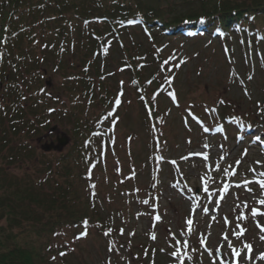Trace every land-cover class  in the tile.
<instances>
[{
  "label": "trees",
  "instance_id": "16d2710c",
  "mask_svg": "<svg viewBox=\"0 0 264 264\" xmlns=\"http://www.w3.org/2000/svg\"><path fill=\"white\" fill-rule=\"evenodd\" d=\"M186 1L192 6L177 11L160 0H0V217L7 225L0 227V234L7 235L0 236V264H64L69 247L90 229L115 241L112 232L104 235L114 228L100 216L93 181L106 160L103 143H110L116 97L125 92V80L108 84L116 75L110 67L114 61L138 96L139 129L159 147L164 121L157 99L174 96L170 69L176 54H163L158 41L193 43L207 34L212 42L221 37L248 45L264 42V0ZM133 30L146 46L134 41ZM47 70L61 72L53 88L70 105L65 113L74 140L60 153L36 151L31 142L50 129L51 103L62 98L47 88ZM222 101L206 104L203 113L212 119L205 125L206 117L195 113L191 103L185 118L200 132L215 133L223 123L236 127V137L255 129L264 135V101L253 110ZM34 157L39 169L31 174L5 168ZM44 184L56 189L43 191ZM14 229L21 230L22 244L11 241Z\"/></svg>",
  "mask_w": 264,
  "mask_h": 264
},
{
  "label": "rangeland",
  "instance_id": "374dc122",
  "mask_svg": "<svg viewBox=\"0 0 264 264\" xmlns=\"http://www.w3.org/2000/svg\"><path fill=\"white\" fill-rule=\"evenodd\" d=\"M160 3L172 4L177 7V11H185L192 6L185 0H160ZM129 34L134 41L147 45L139 31L133 30ZM158 42L162 46L163 54L173 55V50L176 54L174 65L170 69L175 72L172 88L176 98L171 95V98L161 96L157 99L164 121L159 147L154 141L150 142L143 128L139 129L138 121L142 116L140 103L135 91L129 88L127 77L119 71L115 61L110 65L116 70V75L108 84L112 86L116 80H125V92L121 97H116L120 102L112 111L115 123L112 133H108L112 134L110 143H103L106 160L94 171L93 181L98 201L97 209L100 216L113 226L112 235L115 241L111 242L117 247L109 252V242L94 229H90L86 235H79L76 243L69 247L63 262L178 264L177 260L169 255L174 250L169 246L171 232L182 241L188 239L189 248L196 249L195 252L190 251L193 259H186L184 264H213V261L220 264L221 260L224 264H231L230 250L227 243L221 240L222 234H227L238 249H242L243 242L250 243L253 247L252 260L255 264H264V261L256 260V256L264 252V241L260 239L264 233L257 227V222L264 224V206L257 204L256 198L264 199V196H261V189L255 183L264 179V176L260 175L264 172V135H261L259 129H255L239 131L240 136L236 137V127L231 124L224 126L223 123L222 126H216L215 133L208 129V133L202 129L200 132L184 114V109L190 106L189 103L195 105V113L202 111V116L206 117L202 122V125H205L207 120L212 119L209 114L203 113L206 104L225 100L235 103L239 109L253 110L257 103H262L264 42L248 45L234 41L224 42L223 37L212 42L208 40L207 34L200 41L193 42L195 44L191 41L182 43L180 39L169 42L160 39ZM69 58V55L65 56L67 61ZM72 60L77 64L75 58ZM60 75L61 72L46 74L47 88L52 90V93L54 89L53 96L62 98L51 103L54 113L49 117L50 132L45 129L44 135L31 138L36 151L57 153L74 140L71 137V123L67 112L65 113L69 109V101L61 90L53 88V85L56 86L60 82ZM260 114L264 115V110ZM190 117L191 120H196L193 119L195 116ZM196 124L198 125L197 122ZM254 135L261 137L256 139ZM63 137L66 143L60 146L55 138ZM205 145L208 147H204ZM205 153L207 160L204 159ZM35 158L25 160L24 163L6 165L5 168L18 175L24 172L31 174L36 168L39 169ZM238 160L240 163H237ZM257 161L261 163L258 165ZM250 168H254L255 172H250ZM233 172L235 175L231 174ZM209 176L213 179L208 182V192H205L201 177L207 179ZM244 180L253 181L247 185L252 191L245 188ZM237 184L241 187H236ZM51 186L44 184L43 191L56 189L55 185ZM225 186L226 192L223 191ZM145 200L148 201L147 204L143 203ZM218 200L219 205L216 203ZM245 204L247 207H244ZM205 207L209 209L207 214L203 212ZM252 207H256L262 215L252 218ZM241 213L247 218L239 219ZM156 216H159L160 220H155ZM187 218L193 220L192 233L190 236L180 237L181 231H188V225L185 223ZM5 224L4 218L0 217V227H7ZM237 225L246 229L239 240L233 235L234 231H239ZM20 232L19 229L13 230L12 234L16 235L11 239L13 243L22 244L24 241ZM152 233H155V240L150 239ZM29 235L31 237L32 234ZM0 236L4 239L7 235ZM203 237L207 238V248L212 251L211 257L200 246L199 239ZM32 239L33 237L31 241ZM11 241L6 242L11 244ZM221 243L223 247L217 259L215 249ZM244 255L245 250L242 249L239 258L241 264H252L244 259Z\"/></svg>",
  "mask_w": 264,
  "mask_h": 264
},
{
  "label": "snow or ice",
  "instance_id": "6c2138e0",
  "mask_svg": "<svg viewBox=\"0 0 264 264\" xmlns=\"http://www.w3.org/2000/svg\"><path fill=\"white\" fill-rule=\"evenodd\" d=\"M128 23H133V21H128ZM164 63L166 64L167 61H164ZM179 66V65H177ZM249 79H251V77H249ZM247 94V93H245ZM119 100L117 99L116 103L119 104ZM221 103H223V101H221ZM204 147H208V145H205ZM246 154V153H245ZM223 158V157H222ZM204 159L207 160L208 159V156H207V153L204 154ZM237 163H240V161L238 160ZM258 165L261 163L260 161H257L256 162ZM250 172H255V169L254 168H250L249 169ZM225 172H227V169H225ZM232 175H235V173H231ZM261 176H264V172H261L260 173ZM213 178L211 176L207 177V179H205L204 177H201V180L203 181L204 183V191L205 192H208V187H207V184L210 180H212ZM253 181H250V180H244L243 184L245 186V188L248 190V191H252V189L250 188H247V185L252 183ZM255 183H257L261 189V196H264V179H261V180H257L255 181ZM236 187H241L240 184H237ZM223 191H227V186H225V188L223 189ZM143 203L147 204L148 201H143ZM217 205H219L220 201H216ZM256 203L259 204V205H262L264 206V199H260V198H256ZM244 207H247V204L244 205ZM195 209V205L193 206V210ZM209 211V209L207 207L203 208V212L205 214H207ZM258 215H262L261 213L258 212V209L256 207H252L251 208V217L252 218H256ZM247 217H245L243 215V213H241L239 215V219L243 220V219H246ZM155 220H160V217L159 216H156L155 217ZM85 224H87V221L84 222ZM185 223L188 225V231L187 233H185L184 231H181L179 233V236L180 237H184L186 235L190 236L191 233H192V224H193V220L191 218H187L185 220ZM225 223H227V220H225ZM257 227L259 228L260 232L261 233H264V224H261L259 222H257ZM237 228L239 229V231H234L233 232V235L236 236V238L239 240L240 237L244 234V232L246 231L245 228L241 227L240 225H237ZM112 232L111 229H108L107 231L104 232V235L105 236H108L110 235ZM121 234H123V229H121ZM134 234V233H132ZM130 234V235H132ZM170 234V237H171V240H170V244L169 246L172 247L174 250L169 253V255L177 260L178 264H184V261L187 259L189 261H191L193 259L192 255L190 254L189 252V240L188 239H184L183 241L179 238H177V235L174 234V233H169ZM81 236H84L86 235V232H82L80 234ZM80 238V237H77V239ZM150 239L152 240H155L156 239V236H155V233H152L151 236H150ZM260 239L261 241H264V235H261L260 236ZM221 240L223 242H226L227 243V246L230 250V255H231V264H241L240 262V256H241V251L242 249L245 250V255H244V259L247 260V261H251L252 264H255V261L252 260V252H253V247L250 243H247V242H243L242 243V249H238L236 248L231 240L228 238L227 234H222L221 236ZM199 243H200V246L201 248L208 252L209 253V256L211 257L212 256V251L209 250L207 248V238L206 237H203V238H200L199 239ZM223 247V243H221L220 245L217 246V248L215 249V252L217 254V259H219V253L221 251V248ZM113 248H114V245L112 244V242H109V248H108V251L111 252L113 251ZM183 249V251H182ZM161 251H164L163 249H161ZM192 252H195L196 249L193 248L191 249ZM147 254V253H145ZM61 255H64V253H61ZM54 259V258H53ZM256 260H259V261H264V252H260L257 256H256ZM109 264H110V261H109ZM213 264H216L215 261H213ZM220 264H224V261L221 260L220 261Z\"/></svg>",
  "mask_w": 264,
  "mask_h": 264
},
{
  "label": "water",
  "instance_id": "95a60500",
  "mask_svg": "<svg viewBox=\"0 0 264 264\" xmlns=\"http://www.w3.org/2000/svg\"><path fill=\"white\" fill-rule=\"evenodd\" d=\"M57 142H59V145H64L66 143V139L63 137V138H57Z\"/></svg>",
  "mask_w": 264,
  "mask_h": 264
}]
</instances>
